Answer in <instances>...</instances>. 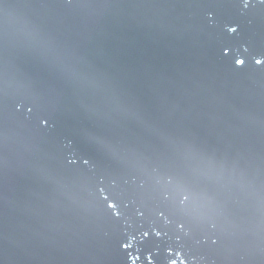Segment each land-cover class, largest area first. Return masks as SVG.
<instances>
[{
	"label": "water",
	"instance_id": "water-1",
	"mask_svg": "<svg viewBox=\"0 0 264 264\" xmlns=\"http://www.w3.org/2000/svg\"><path fill=\"white\" fill-rule=\"evenodd\" d=\"M0 264H264V0H0Z\"/></svg>",
	"mask_w": 264,
	"mask_h": 264
}]
</instances>
